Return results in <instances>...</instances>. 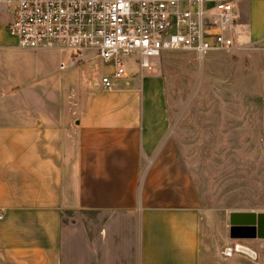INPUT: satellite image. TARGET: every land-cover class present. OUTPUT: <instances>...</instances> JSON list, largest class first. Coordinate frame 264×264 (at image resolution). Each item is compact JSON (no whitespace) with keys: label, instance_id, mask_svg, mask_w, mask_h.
I'll return each mask as SVG.
<instances>
[{"label":"crops","instance_id":"1","mask_svg":"<svg viewBox=\"0 0 264 264\" xmlns=\"http://www.w3.org/2000/svg\"><path fill=\"white\" fill-rule=\"evenodd\" d=\"M234 4L245 11L236 44L264 52V0ZM10 19L0 6V59L27 50ZM142 69L130 63L123 84L104 89L100 78L71 98L51 86L0 98V264H252L210 254L162 79Z\"/></svg>","mask_w":264,"mask_h":264},{"label":"rangeland","instance_id":"2","mask_svg":"<svg viewBox=\"0 0 264 264\" xmlns=\"http://www.w3.org/2000/svg\"><path fill=\"white\" fill-rule=\"evenodd\" d=\"M240 6L239 16L245 13ZM230 34L238 44L235 25ZM60 60L67 64L63 70ZM149 60L151 73L162 79L168 137L199 198L210 254L223 263L241 256L264 264V238L229 236L231 213H264V52L240 47L199 60L174 50ZM110 70L92 51L75 60L57 50L17 51L0 59V98H10L12 86L24 92L19 97L51 86L50 95L64 88L71 98L81 86L98 89ZM125 81L112 79V88Z\"/></svg>","mask_w":264,"mask_h":264},{"label":"built area","instance_id":"3","mask_svg":"<svg viewBox=\"0 0 264 264\" xmlns=\"http://www.w3.org/2000/svg\"><path fill=\"white\" fill-rule=\"evenodd\" d=\"M8 11L17 47L57 50L72 60L94 52L110 67L104 89L125 75L130 63L151 71L149 58L187 51L199 60L210 52L240 48L232 26L233 0H0ZM67 67L59 62V69ZM1 216V215H0Z\"/></svg>","mask_w":264,"mask_h":264},{"label":"water","instance_id":"4","mask_svg":"<svg viewBox=\"0 0 264 264\" xmlns=\"http://www.w3.org/2000/svg\"><path fill=\"white\" fill-rule=\"evenodd\" d=\"M231 237H264V213L233 212L229 217Z\"/></svg>","mask_w":264,"mask_h":264},{"label":"flooded vegetation","instance_id":"5","mask_svg":"<svg viewBox=\"0 0 264 264\" xmlns=\"http://www.w3.org/2000/svg\"><path fill=\"white\" fill-rule=\"evenodd\" d=\"M229 228H230V226H229Z\"/></svg>","mask_w":264,"mask_h":264}]
</instances>
